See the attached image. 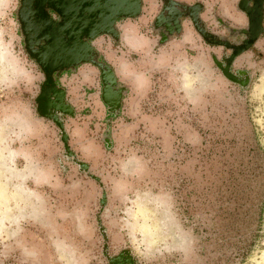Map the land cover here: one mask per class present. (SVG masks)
<instances>
[{"label": "rangeland", "instance_id": "obj_1", "mask_svg": "<svg viewBox=\"0 0 264 264\" xmlns=\"http://www.w3.org/2000/svg\"><path fill=\"white\" fill-rule=\"evenodd\" d=\"M0 0V264H264V0Z\"/></svg>", "mask_w": 264, "mask_h": 264}, {"label": "water", "instance_id": "obj_2", "mask_svg": "<svg viewBox=\"0 0 264 264\" xmlns=\"http://www.w3.org/2000/svg\"><path fill=\"white\" fill-rule=\"evenodd\" d=\"M262 0H253V6L250 10H247L248 18H249V27L251 32V37L255 36L259 31V8L261 6Z\"/></svg>", "mask_w": 264, "mask_h": 264}]
</instances>
